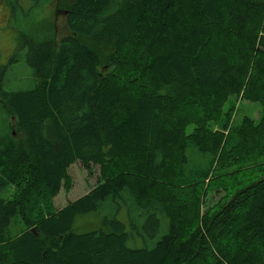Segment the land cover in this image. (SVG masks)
Listing matches in <instances>:
<instances>
[{
    "label": "trees",
    "instance_id": "1",
    "mask_svg": "<svg viewBox=\"0 0 264 264\" xmlns=\"http://www.w3.org/2000/svg\"><path fill=\"white\" fill-rule=\"evenodd\" d=\"M69 3L67 35L23 39L34 86L0 83V264H264V168L236 188L222 171L264 151V0ZM96 34L122 72L100 70ZM236 96L259 120L212 127ZM74 162L105 185L56 209ZM205 185L224 196L198 223Z\"/></svg>",
    "mask_w": 264,
    "mask_h": 264
},
{
    "label": "rangeland",
    "instance_id": "2",
    "mask_svg": "<svg viewBox=\"0 0 264 264\" xmlns=\"http://www.w3.org/2000/svg\"><path fill=\"white\" fill-rule=\"evenodd\" d=\"M70 1L17 0L18 9L12 13L7 0H0V64L6 69L0 83L4 89L16 90L34 86L36 78L26 63L27 56L25 53L28 45L24 43V40L52 39L56 42L67 35L69 31L64 17ZM114 41L115 38L100 34L84 41L99 55L102 72L115 70L116 73H120L123 71L124 66L116 61L117 58L113 57ZM11 59L16 61L9 65ZM190 108L193 119L200 117L201 108L198 105ZM261 112L262 106L259 103L248 102L238 96L232 97L224 104L219 120L211 126L219 128L223 121L238 124L244 117L257 122ZM10 123L13 126L12 133L15 141L21 140V134L17 133L14 121L11 120ZM190 130L191 127H188V132ZM263 161L264 151L255 164L240 165L228 157L226 168L222 171L230 177L233 188H236L242 185L244 181L249 182L260 175L262 173L260 169L264 168V165L261 164ZM243 174H247L248 178L240 177ZM105 176L98 165L72 163L65 170L59 193L53 198L55 208L60 209L92 190L102 189L105 185ZM205 186L206 188L202 192L199 191L194 203L198 223H202L204 217L214 209V206L219 205V199L224 196L223 191L212 192L208 185ZM89 218L87 221L92 223L94 219Z\"/></svg>",
    "mask_w": 264,
    "mask_h": 264
}]
</instances>
